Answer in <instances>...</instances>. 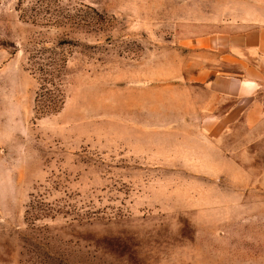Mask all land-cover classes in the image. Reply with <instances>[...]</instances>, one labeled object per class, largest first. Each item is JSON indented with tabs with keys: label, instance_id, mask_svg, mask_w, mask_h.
<instances>
[{
	"label": "rangeland",
	"instance_id": "rangeland-1",
	"mask_svg": "<svg viewBox=\"0 0 264 264\" xmlns=\"http://www.w3.org/2000/svg\"><path fill=\"white\" fill-rule=\"evenodd\" d=\"M228 7L0 0V264H264V167L208 151L168 90Z\"/></svg>",
	"mask_w": 264,
	"mask_h": 264
},
{
	"label": "crops",
	"instance_id": "crops-1",
	"mask_svg": "<svg viewBox=\"0 0 264 264\" xmlns=\"http://www.w3.org/2000/svg\"><path fill=\"white\" fill-rule=\"evenodd\" d=\"M227 3L223 15L197 21L208 31L185 42L190 56L176 63L179 74L168 90L178 100V118L208 151L224 153L230 167L263 168L264 159L247 153L264 158V0ZM257 179L264 188V174Z\"/></svg>",
	"mask_w": 264,
	"mask_h": 264
},
{
	"label": "trees",
	"instance_id": "trees-1",
	"mask_svg": "<svg viewBox=\"0 0 264 264\" xmlns=\"http://www.w3.org/2000/svg\"><path fill=\"white\" fill-rule=\"evenodd\" d=\"M44 74V82L50 87V90L44 89L39 96L41 99V113H52L59 109L61 102L63 101V93L59 86V74L62 70H46L41 69ZM58 82V83H57Z\"/></svg>",
	"mask_w": 264,
	"mask_h": 264
}]
</instances>
